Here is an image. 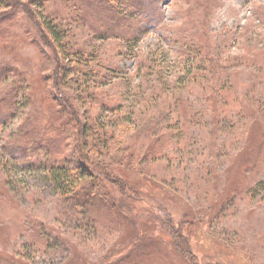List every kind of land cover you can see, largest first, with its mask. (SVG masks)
<instances>
[{"label":"rangeland","instance_id":"1","mask_svg":"<svg viewBox=\"0 0 264 264\" xmlns=\"http://www.w3.org/2000/svg\"><path fill=\"white\" fill-rule=\"evenodd\" d=\"M20 1L0 0V264H264V0L122 26ZM84 188L121 217L73 205Z\"/></svg>","mask_w":264,"mask_h":264},{"label":"trees","instance_id":"2","mask_svg":"<svg viewBox=\"0 0 264 264\" xmlns=\"http://www.w3.org/2000/svg\"><path fill=\"white\" fill-rule=\"evenodd\" d=\"M19 1V5H23V3ZM118 2H115L114 0H93L92 3L93 5V9H97V11L100 10V14H103V16H98L97 18H99V20L101 19H105L107 20L108 24H114L116 23V25H123L125 22H128V24H130L131 22L129 21V18H134V15H141L142 19H145L146 21H156L158 20V9H157V2L156 0H116ZM15 5H17V0H15ZM96 4V5H95ZM128 5L131 9L133 13H125L123 11V7L121 5ZM15 7V6H14ZM12 7V8H14ZM23 7L25 8L26 12L31 14V9L28 6L23 5ZM106 14H104V11H106ZM137 12V13H134ZM119 27V26H118ZM126 26L125 28H123L124 32L127 33V31H130L131 27ZM116 33V36H120L117 31V29H111V31H114ZM108 33V32H107ZM130 34V33H129ZM35 128V126H34ZM35 130V129H34ZM33 130V131H34ZM39 133L42 130H38ZM80 133L82 132V128H79ZM28 132V131H27ZM37 133V132H36ZM36 135V134H34ZM33 136V135H32ZM86 162L88 163V170L90 171V169H92L93 171L97 172L99 165H94L91 161L89 157H85ZM87 165V164H86ZM33 166L35 165H29L28 168L29 169H33ZM46 169H48V171H50L51 173V177L53 178L56 186L58 188H66L68 189L70 187V184H72L73 180H72V176L73 174H71L69 172L68 166L64 165V164H60V165H56V163L51 164L50 167H46ZM100 170V169H99ZM84 171L83 169H81V167H78V175L81 176L79 178H82V176H86L88 175V172ZM92 171V172H93ZM101 172H103V169L100 170ZM66 183H68L66 185ZM66 186V187H65ZM122 186H123V190L126 193L127 196H133V193L131 191H129L128 189V185L124 182H122ZM79 194H82L81 192H78ZM104 193H106L108 195L107 189H104ZM91 191L88 190L87 188H84L83 190V194L80 196L78 194L74 195L73 197V205L74 202L78 203L81 202L82 207H88V213L93 214V210L95 207H97V205H102L104 206V208L108 209L109 212H113L115 217L120 218V214L114 212L115 210H117V208L115 206H117L116 204L113 203V201L111 200L110 203L108 202V204L105 202V200L103 199H98L100 201L97 200V198H93L91 197ZM119 211V210H118ZM91 216V215H90ZM192 222V220H190ZM182 229L185 227H189V220L186 222H183V224L181 225ZM186 229V228H185ZM150 241H146L145 239H142V241L139 243L140 245H144V247H147V243H149ZM145 250H147L146 248H144ZM145 253H148L147 251Z\"/></svg>","mask_w":264,"mask_h":264}]
</instances>
